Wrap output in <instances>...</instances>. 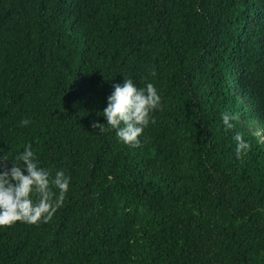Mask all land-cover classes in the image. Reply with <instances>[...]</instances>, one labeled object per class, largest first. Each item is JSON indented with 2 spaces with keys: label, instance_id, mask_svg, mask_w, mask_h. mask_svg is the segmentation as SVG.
Here are the masks:
<instances>
[{
  "label": "trees",
  "instance_id": "obj_1",
  "mask_svg": "<svg viewBox=\"0 0 264 264\" xmlns=\"http://www.w3.org/2000/svg\"><path fill=\"white\" fill-rule=\"evenodd\" d=\"M124 78L162 97L136 147L92 128ZM26 144L70 189L0 264H264V0H0V152Z\"/></svg>",
  "mask_w": 264,
  "mask_h": 264
},
{
  "label": "clouds",
  "instance_id": "obj_2",
  "mask_svg": "<svg viewBox=\"0 0 264 264\" xmlns=\"http://www.w3.org/2000/svg\"><path fill=\"white\" fill-rule=\"evenodd\" d=\"M161 105L162 97L153 83L138 87L131 78H124L123 84L113 85L106 107L99 112L106 122H93L92 128H99L101 133L115 131L119 142L136 147L144 130L155 123L152 113ZM221 119L225 130H231L235 126L232 121L238 117L225 112ZM21 123L27 126L30 121ZM233 139L238 154L249 148L239 133ZM70 184L71 177L63 170L53 175L42 167L31 145L26 144L18 153L0 152V228H10L17 222L35 225L51 221L63 205Z\"/></svg>",
  "mask_w": 264,
  "mask_h": 264
}]
</instances>
